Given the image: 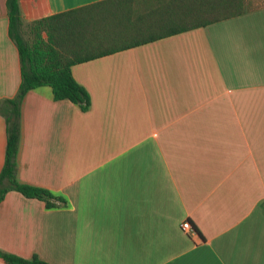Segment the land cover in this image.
<instances>
[{"label": "crops", "instance_id": "0c3cea01", "mask_svg": "<svg viewBox=\"0 0 264 264\" xmlns=\"http://www.w3.org/2000/svg\"><path fill=\"white\" fill-rule=\"evenodd\" d=\"M96 1L18 0L19 17ZM70 71L87 109L46 85L28 90L15 154V179L64 203L6 191L2 252L48 264H264V6ZM18 84L0 0V99ZM4 148L0 115V168Z\"/></svg>", "mask_w": 264, "mask_h": 264}, {"label": "trees", "instance_id": "16d2710c", "mask_svg": "<svg viewBox=\"0 0 264 264\" xmlns=\"http://www.w3.org/2000/svg\"><path fill=\"white\" fill-rule=\"evenodd\" d=\"M264 6L255 0H99L23 24L18 0H5L7 34L15 44L19 84L12 98L0 99L5 123V148L0 168V200L8 190L37 198L46 208L63 205L49 190L15 179L19 105L23 95L49 86L53 100L67 99L79 109L87 93L73 79V64L202 27ZM5 264H48L36 256L2 252Z\"/></svg>", "mask_w": 264, "mask_h": 264}, {"label": "built area", "instance_id": "2783aa9c", "mask_svg": "<svg viewBox=\"0 0 264 264\" xmlns=\"http://www.w3.org/2000/svg\"><path fill=\"white\" fill-rule=\"evenodd\" d=\"M180 227H181V229H183V230H190L191 229V227H190V225H189V223H188V221H183L181 224H180Z\"/></svg>", "mask_w": 264, "mask_h": 264}, {"label": "rangeland", "instance_id": "374dc122", "mask_svg": "<svg viewBox=\"0 0 264 264\" xmlns=\"http://www.w3.org/2000/svg\"><path fill=\"white\" fill-rule=\"evenodd\" d=\"M262 1H264V0H255V2H258V3H261Z\"/></svg>", "mask_w": 264, "mask_h": 264}]
</instances>
